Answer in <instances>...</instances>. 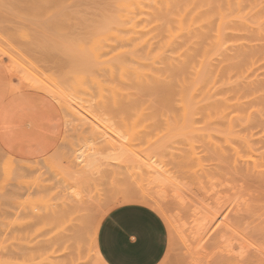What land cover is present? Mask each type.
Listing matches in <instances>:
<instances>
[{"label":"rangeland","instance_id":"374dc122","mask_svg":"<svg viewBox=\"0 0 264 264\" xmlns=\"http://www.w3.org/2000/svg\"><path fill=\"white\" fill-rule=\"evenodd\" d=\"M117 1L118 0H0V45L11 50L14 57H17L16 59L23 63L22 65L24 67L32 69L36 73L39 72V77L46 76L44 79L47 80L46 78H49L47 77L48 75L50 76L51 81L53 77L54 81L56 80L57 83L59 82L63 91L67 88V91L64 92H67L66 94L70 100L71 98L73 99L71 102L81 103V109L87 107V105L89 107V110L83 109L84 111H87L86 114H88L87 117L89 119L86 116L82 115L87 119L83 118L78 113L76 114L73 108H70V112L72 113H67L66 111L68 110L62 107L65 114V135L59 148L51 155L53 156L51 158L54 160L56 159L54 157H57L58 162L63 165L64 160L68 161L71 156L69 149L77 150L80 147H83L84 149L87 144H91L90 141L92 139L93 142L97 143L102 139L104 141V136L106 135L102 136V133L105 128L106 132L107 130L109 131L107 132V136L110 137L108 139L106 136L104 141L106 145L100 149V151L103 152L102 159L106 158L107 155H110V158L112 154H115V151L116 153L118 152L119 155L122 149L127 147V145L128 147L126 149L131 155H128L129 158L127 157L125 159V156L118 158V162H112V160L117 158L116 156V158L113 159L112 156V160L110 159L111 161L108 158V164L106 161L107 158L106 160L103 159L104 162L101 159L102 165H104L101 167V170L104 173L101 171L100 173L95 174L93 184L85 185L82 189L76 185L74 191L81 190L84 196L83 199H77L69 195L68 192L71 191L72 188L69 184L64 182L66 177H61L64 181L59 180L61 175H58L59 172H56L58 170H53V167L57 169V160L52 161L53 163L50 162V165L53 167L49 168L59 176H57L59 179L56 180V175L52 176L49 169L50 173L48 174L46 172V174L51 175L52 177H46V180L48 179L46 181L47 185H49L48 189L41 190V192L32 195L27 193L22 197L16 196L12 198L11 195H6V192H9L11 189L10 184L14 182L12 180V182L10 181L6 184V182L9 181L8 176L11 175L12 178L14 177L12 173H10V169L7 167V164L9 165L10 163V158L0 153V166L3 168L2 170H5L2 171L0 169V193L3 191V194L5 195V197L3 195L4 198L1 196L2 194L0 195V264H57L56 259H46V257L53 254L56 249V244L55 247L53 245L52 248L51 245L49 246L48 244H53L55 242V240H50L56 236L57 231H61L60 235H64V237L61 238V241L64 242L63 244L65 246L70 245V248L68 249L69 254L66 258L68 264H90L91 262L95 264L93 261H90L89 263L85 254L89 247V236L91 234L89 231H92L95 222L99 218H101L102 222L104 217L112 209L128 203H139L149 206L159 213L165 220L168 228V249L160 264H264V3L262 2L264 0H246V2L245 0H233L234 2L232 6H230L232 0H226L227 2H223V0H145L146 2L142 0H127L128 2L122 0L119 1V3ZM134 2L136 4H134ZM173 2H175L174 6ZM209 2L214 3V5H212L213 3L209 4L212 8L221 4L220 7L217 6V8L219 7L220 9H214L216 12H214V10L210 12L209 10H212V8L207 4ZM242 2H245V4ZM177 3L180 6L182 5V7L184 6L187 10L183 11L185 10L184 7H180ZM186 3H189L190 5ZM222 3L228 5L226 6V4H224L222 6ZM234 3L237 7H233L235 6ZM117 4L119 5V8ZM142 4L145 5L141 6ZM148 4L151 8H146ZM252 6L255 7L252 8ZM121 7H123V9ZM154 7L158 10L156 8L154 9ZM159 7H162L160 8L161 10ZM226 7H229V9ZM241 7L243 10H241ZM149 8L150 11H148ZM193 9H195V12ZM188 10L190 12L192 11V13H187ZM201 11L203 13H200ZM117 12H122L120 13L122 17L119 16L120 14ZM130 12L134 15L130 16L132 15ZM213 12L218 14V18L215 14V16L211 15ZM124 13H127V15L124 16ZM136 13H138L139 17H135ZM204 13L205 16L203 15ZM169 14L171 16L173 14L175 21H173V18H171ZM186 14L191 17H187ZM116 15L118 17H116ZM240 15H242L243 18ZM146 16L148 17L147 21ZM198 17H200V19H198ZM203 17H205V24L204 20V22L201 21ZM214 17L215 19H218V21H215L216 23L218 22L217 24L213 21L215 20ZM116 18L119 19V22L123 19L124 23H129L131 20L132 23H129L127 26V23L125 25L122 20V25L119 24L118 21L115 22L117 20ZM107 19L109 20L107 21ZM126 19L128 21H126ZM186 19L187 21L189 20V22H186ZM194 20L199 21V24ZM143 21L145 23H141ZM207 22L210 27L213 29L216 28V30L209 28ZM176 23H178L179 26ZM227 23L230 24L228 25ZM135 24L140 25L138 26ZM192 24H195V26ZM232 24L234 26H232ZM106 25H108L107 28ZM120 25L122 26L119 27ZM237 26L238 28H236ZM100 27H103L101 28V31H99ZM202 27L204 29H202ZM243 27L246 29H243ZM102 29H108L105 30L107 34L104 30L103 33ZM131 29L137 31H133V34H131ZM210 29L213 31L211 38L209 36L210 34L208 35V33L211 32ZM221 29H223V31ZM205 30L208 33H205ZM165 31H167L166 34ZM234 31L236 32L234 33ZM188 32L193 34L199 32L197 35L204 33L206 37L202 34V36L200 35L198 38L192 37L190 39L191 36ZM97 33H99V36H94L98 35ZM165 35H167V37ZM219 35H221V37ZM244 35L245 37H243ZM111 36L114 39H112ZM180 36L181 39H179ZM184 36L187 41L186 39L185 41H182ZM142 37H144V39ZM213 37L217 40L216 43H218V45L215 43L216 40ZM108 38L110 39L108 40ZM115 38L118 40L117 42ZM224 38L227 40L225 39V41ZM228 38L231 41H229ZM207 39L210 42H208ZM221 40H223L222 44ZM109 41H112L111 44ZM177 41L183 46L182 49L180 47L181 44H179V49H181V51L175 47L178 44ZM212 41V45L209 44ZM213 44L214 46L216 45V47L213 48ZM65 45H68L72 50L70 51L66 46L67 50H69L66 51ZM152 45H154L155 48H158L156 49L157 51H152L155 50ZM109 46L110 48L115 46L116 48H114L118 51H115L114 49V53L113 48H111L110 51ZM247 47H250L251 50ZM168 49H170V52L172 53H169ZM189 50H191L192 53L196 50L201 57L205 58L204 61L200 56V59L199 57H195L196 53L194 54V57L197 59H193L194 57H191L193 54L191 55ZM245 50L247 53L244 52ZM84 52H86V54H84ZM158 52L160 54L162 53V56L160 55L159 57ZM102 53L103 55H101ZM130 53H132V55ZM87 54H90V57L87 56ZM126 54L127 56L124 58ZM143 54L144 56H142ZM91 55L94 62L91 60ZM119 55H123L122 59H120L121 57ZM183 55L185 56V59L182 57ZM239 56H241V59ZM87 57L93 62L92 67L95 65L94 68L91 67L92 62L88 61L89 59ZM188 57H191L190 59L192 60ZM96 58H98V60H96ZM101 58L105 59L102 60ZM116 58L117 60H114ZM100 59L104 64L101 63ZM79 60H81V62ZM106 60H108L109 63ZM235 60L238 61L236 62ZM123 61H125L124 64ZM222 61H225L226 63H222ZM113 62L115 64H110ZM194 62L196 64H194ZM130 63H134V65L137 64V66L135 67L132 64L134 67H131L129 66ZM197 63H199L198 66ZM188 64H191L193 68L189 65V68L191 69L188 70L190 71L188 72L187 70V73L186 70L183 69V74L189 75L188 78L186 77L187 75L185 78L189 79L190 77L193 84L190 80L188 81L190 83L185 82L186 79L182 74L181 79H178L180 78V74L178 73L181 72H178L177 70H182V68L185 66L187 67ZM96 65L97 67H100L97 68ZM227 65L231 67L234 66L232 67L234 70H231L232 73L230 71V73L227 72L229 70V68L228 70L226 69V67H228ZM83 66H85V68ZM205 67L208 68L206 69ZM157 68H160V70H157ZM67 69L69 71L74 70V72L79 69L78 71L81 73L86 69L84 70L86 71L85 73L88 75L90 74V76L87 78L85 73V75H81L80 72H77V74L79 73V76L81 75L78 77L81 80L79 81L76 77V72V75L74 74L75 76L72 75V77L71 75H68L71 72ZM99 69H101L100 71L102 73H100ZM108 69L109 71L113 69L114 73L115 69L116 72L117 69H120L118 77L120 80H118L113 74L112 75L115 78H111L112 75L109 74ZM155 69L157 70L156 72ZM113 71L110 73H113ZM161 71L167 72L166 74L163 73L162 76ZM176 71L178 72V77H175V83L174 77L172 78V76L177 74L172 73H176ZM201 71H204V74H200ZM190 73L195 75H190ZM223 73H225L224 75H226V73L229 75L227 74L228 76H224L222 75ZM115 75L117 74L115 73ZM201 75L206 78H202ZM211 75H213V77ZM239 76L242 79L238 78ZM70 77H72L74 82L71 81L72 79H70ZM85 77L87 78V81L84 82ZM199 78L202 79L203 82ZM92 79L96 80V84L93 83L95 82L94 80L92 82ZM66 80L68 82H66ZM113 80L115 84L112 85ZM141 80L147 82V84H144L145 82L143 83ZM170 80L177 85L176 89L178 92H176V94L173 93V91V94L169 93L171 90L169 89V84L171 83ZM197 80H200V83H197ZM230 80L233 81L230 83ZM205 82L207 83L206 86L204 85ZM62 83H64V87ZM97 83H100L102 87ZM163 83L166 86V89L164 88L165 86ZM172 83L171 85L174 87V84ZM83 84L87 85L88 89H86ZM140 84H144L147 88H142ZM153 84L154 86L150 88ZM111 85L112 88L109 87ZM155 85L159 86V89L162 92L158 91L157 87L156 90L154 88ZM138 86H140V89ZM178 86H180V88H178ZM113 87L117 90L115 96L113 95V90L115 91ZM160 87L164 88V90ZM70 88L72 89L69 90ZM78 90L81 92L76 93ZM139 90H144V94H139L141 96L144 95L143 98H139L141 97L139 95L134 96L135 94L140 93ZM199 90L201 91V95ZM38 91L42 92L40 89ZM71 91L72 93H70ZM73 91H75V93H73ZM134 91L135 94H133ZM182 91L184 96L183 94L181 96ZM92 92L96 94L95 97ZM68 93L70 95H68ZM78 93H80L81 96L78 95ZM160 93H162V96L159 95ZM166 93L167 95H170L168 97H170V100L172 99L171 101L166 97ZM145 94L147 99L145 98ZM86 95H92L94 99H92V96L89 98L90 96L87 97ZM74 96H77L76 99L79 98L78 100L80 101L81 99L83 102H77L78 100H75ZM159 96L162 97L165 102L162 101L163 103H161ZM163 96L166 99H164ZM174 96H177V98H174ZM133 97L135 99L138 97L136 99L137 102L140 100L148 103L145 104L143 102L142 104H145V106L141 107V104L138 102L140 104L138 109L141 110L137 111V105L136 102L133 101ZM127 98L131 104L127 102ZM148 98L150 99L148 100ZM88 99L91 100L89 101ZM116 99L118 105L121 106L122 103L124 106L125 104L124 107L122 106L117 111L116 109L120 106L115 107L117 105ZM175 99L177 100L175 101ZM156 100L161 103V105H164V107L162 106L161 108V105L156 102ZM166 100L169 102H166ZM173 100L175 102H172ZM84 101L86 102L85 105L87 104L86 106L82 105V103L84 104ZM100 102H102V104H99ZM155 103L159 104V106L157 105V107ZM111 104H115V106H111ZM91 105L93 110H96L95 112L92 111ZM128 105L132 106L131 108L133 109L130 108V113H128L130 116L124 114V111L129 107ZM121 109L124 111L122 110V112H120ZM146 109L149 110L147 111ZM157 109L159 110L158 113H156ZM161 109H163L162 111H165L166 115L161 112ZM186 109L188 110L187 115ZM98 111L99 114L100 112L103 114V119L100 116L101 114L99 116L97 115ZM127 111L128 110L125 112ZM73 112H75V114ZM118 113L120 114L117 115V119L121 117V121L123 120V123L119 122V126L117 125L120 119L117 120L114 118L115 121L113 119V114L116 115ZM70 114L72 115L70 116ZM160 114L163 115L161 116ZM126 118L128 120L124 121ZM129 120L130 122H128ZM121 123L123 125H121ZM110 125L113 127L115 126L119 131L118 129H114V134V130H112ZM116 131L118 133L120 132L124 137H118L119 135H117ZM234 131L235 133H233ZM115 136L118 137L119 141ZM109 140L111 141V144L115 142V145L117 146L118 142H120L119 149H116L117 147L115 148L114 144L112 146L109 143ZM103 141L100 142L101 144L99 143L100 146ZM121 143L124 144L121 145ZM94 144L93 146L89 145L90 148L95 147L96 150H98L100 146H94ZM107 144L109 145L107 146ZM105 146L111 151L113 150L112 147H114V153L111 152L112 154H109L110 151L108 150V154H105ZM102 148L104 150H102ZM128 148L130 150H128ZM157 152L158 154H156ZM244 154L245 158L243 157ZM251 154L253 156H251ZM251 157H253L254 160ZM148 158H150V160ZM46 160L40 159L39 161ZM147 160L150 162L155 161L154 165L159 168L162 166L169 171L168 173H165V177L167 178H165L166 180L162 185L155 186L150 191V194H158L154 195V197L151 196V198H143L141 196L142 191L146 190V188H144V185L146 186V181H144L145 175L141 169L136 167V163L138 164L140 161L144 163ZM124 162L130 163L127 164ZM118 163L122 167L119 166L121 168L124 167V169L118 168ZM163 168H160V170L163 171ZM115 170L117 171L115 172ZM109 171L112 173H108ZM2 172H5V175ZM6 173H8V176ZM55 173H53V175ZM70 180L77 182L76 177H71ZM6 185H9V187ZM1 186H4V189H2ZM5 187L7 190H5ZM6 199L9 200L10 204L7 203ZM65 201L69 204L61 206ZM8 204L12 208L9 207ZM57 210L60 215L62 214L64 216V219L61 222H58V217L56 216L53 217L54 222L51 221V216L46 215V223H43L38 217L40 214H51L55 211L57 212ZM215 213L225 217V220L219 219L218 221H215L214 226L211 227L212 230L208 231L209 237L207 234L202 235V232L199 233L197 231L200 228L199 225V228H195L197 229V233L192 231L195 230L192 229L196 227L194 226L195 224H199L201 221L206 222L204 221V217H206L207 220V216H212V214L214 215ZM200 218L201 221L198 222V219L200 220ZM195 220L197 223L194 222ZM220 224L222 226H219ZM24 225L28 227H25ZM207 225L209 226V220L203 228H208ZM201 229L200 231H203V229ZM221 235H225V240H223L224 237ZM47 240L50 242L48 243ZM78 244L80 246H78ZM40 245L41 248L38 251L34 250V246L37 247ZM27 247L30 250H28ZM47 247L48 249L45 250ZM39 252L43 259L39 257ZM241 252H243L242 257L240 256ZM41 260H44V263H42L43 261Z\"/></svg>","mask_w":264,"mask_h":264},{"label":"bare ground","instance_id":"6f19581e","mask_svg":"<svg viewBox=\"0 0 264 264\" xmlns=\"http://www.w3.org/2000/svg\"><path fill=\"white\" fill-rule=\"evenodd\" d=\"M119 1H122V0H118L117 2L119 3ZM127 1V0H126ZM128 1H130V0H128ZM127 1V2H128ZM134 1V0H133ZM137 1V0H136ZM141 1V0H140ZM142 1H145V0H142ZM147 1V0H146ZM145 1V2H146ZM195 1V0H194ZM206 1V0H205ZM207 1H211V0H207ZM216 1V0H215ZM257 1V0H256ZM259 1V0H258ZM260 1H262V0H260ZM223 2H227L226 0H223ZM230 2V1H229ZM232 3L230 4V6H232V4H233V0L231 1ZM245 2H246V0H245ZM245 2H242V3H244L245 4ZM249 2H251V1H249ZM263 3H264V1H262ZM174 4H173V6L175 5V2H173ZM210 3H213V2H209V3H207L208 5L210 4ZM134 4H136L135 2H134ZM146 4V3H145ZM145 4H142L141 6H144ZM150 4V3H149ZM149 4L147 5V7L146 8H148V7H150L149 6ZM178 4V3H177ZM185 4V3H184ZM186 4H189V3H186ZM224 4H226V3H222V6L224 5ZM118 5V4H117ZM153 5H154V3H153ZM166 5V4H165ZM179 5V4H178ZM190 5V4H189ZM212 5H214V3L212 4ZM220 5L221 4H219V5H217V6H219L220 7ZM228 4H226V6H227ZM234 5L235 6H233V7H237L236 6V4L234 3ZM252 5V4H251ZM132 6V5H131ZM157 6V5H156ZM159 6H160V4H159ZM180 6V5H179ZM192 6V5H191ZM196 6V5H195ZM194 6V7H195ZM210 7H211V5H209ZM217 6H214L213 8H212V10L210 9L209 11L210 12H212L214 9H220L219 7L217 8ZM241 6H243V5H241ZM247 6V5H246ZM158 7V6H157ZM180 7H182V5L180 6ZM184 7V6H183ZM182 7V8H183ZM203 7V6H202ZM216 7V8H215ZM250 7V6H249ZM255 7V6H254ZM253 6H252V8H254ZM118 8H119V5H118ZM122 9H123V7H121ZM120 8V9H121ZM134 8V7H133ZM151 8V7H150ZM150 8L148 9V11H150ZM156 7H154V9H155ZM160 8H162V7H159V9ZM170 8V7H169ZM188 8V7H187ZM192 8V7H191ZM226 8H228L229 9V7H226ZM242 8V7H241ZM252 8H250V9H252ZM138 9V8H137ZM137 9H135V10H137ZM153 9V10H154ZM157 9V8H156ZM166 9V8H165ZM184 9H185V7H184ZM203 9H204V7H203ZM234 9V8H233ZM247 9V8H246ZM158 10V9H157ZM161 10V9H160ZM163 10V9H162ZM168 10V9H167ZM172 10V9H171ZM182 10V9H181ZM187 9H185V10H183V11H186ZM189 10H190V8H189ZM188 10V12L187 13H189L190 11ZM192 10V9H191ZM194 10V12H195V9H193ZM231 10V9H230ZM241 10H243V8L241 9ZM119 11H121V10H119ZM152 11V10H151ZM166 11V10H165ZM199 11V10H198ZM229 11V10H228ZM139 12H140V10H139ZM167 12V11H166ZM169 12V11H168ZM214 12H216L215 10H214ZM210 13L212 16H217V18H218V14L217 13ZM236 12V11H235ZM244 12V11H243ZM117 13H119V12H117ZM120 13H122V12H120ZM119 13V14H120ZM131 14H132V12H130ZM190 13H192V11L190 12ZM200 13H203L202 11L200 12ZM248 13H251V12H248ZM125 14V13H124ZM142 14V13H141ZM171 14V13H170ZM169 14V15H170ZM197 14H199V13H197ZM196 14V15H197ZM215 14V15H214ZM127 15V13L124 15V16H126ZM134 14H132V15H130V16H133ZM136 16L135 17H139V15H138V13H136L135 14ZM138 15V16H137ZM193 15H194V13H193ZM192 15V16H193ZM204 16H205V13L203 14ZM210 15V16H211ZM220 15V14H219ZM242 15H244V14H242ZM242 15H240L242 18H243V16ZM247 15V14H246ZM119 16H121V14L119 15ZM147 16H148V14H147ZM146 16V17H147ZM186 16L188 17H191L190 15H188V14H186ZM185 16V17H186ZM253 16V15H252ZM116 17H118L117 15H116ZM122 17V16H121ZM142 17V16H141ZM170 17L171 18H173V14H172V16L170 15ZM195 17V16H194ZM201 17V16H200ZM200 17H198V19H200ZM125 18V17H124ZM144 18V17H143ZM202 18V17H201ZM117 19V18H116ZM115 19V20H116ZM133 19H135V18H133ZM188 19V18H187ZM187 19H186V22H189V20L187 21ZM196 19V18H195ZM205 19V17H203V19L201 20V21H203ZM207 19V18H206ZM209 19V18H208ZM214 19H215V17H214ZM109 19H107V21H108ZM123 20V19H122ZM121 20V21H122ZM136 20H137V18H136ZM135 20V21H136ZM144 20V19H143ZM148 20V17H147V19H146V21ZM210 20V19H209ZM248 20V19H247ZM252 20V19H251ZM112 21V20H111ZM118 21V23L119 24H122L123 25V23H124V20H123V23H121V21L119 22V19H117L115 22H117ZM126 21H128L127 19H126ZM173 21H175V19L173 18ZM195 22H199V21H196V20H194ZM205 21V20H204ZM203 21V22H204ZM214 21V23H216L215 21H218V19H215V20H213ZM253 21V20H252ZM115 22H114V24H115ZM133 22H134V20H133ZM110 23V22H109ZM118 23H116L117 25H119ZM127 23V22H126ZM126 23H124L125 25H126ZM130 24L132 23V20L129 22ZM129 23H127V26L129 25ZM141 23H145L144 21L143 22H141ZM140 23V24H141ZM206 23V21L204 22V24ZM208 23V22H207ZM218 23V22H217ZM216 23V24H217ZM257 23H259V22H257ZM140 24H135V25H140ZM174 24V23H173ZM177 25H178V23H176ZM199 24V23H198ZM228 25L230 24V23H227ZM234 24V23H233ZM232 24V26H234ZM254 24V23H253ZM256 24V23H255ZM260 24V23H259ZM122 25H120L119 27H121ZM124 25V26H125ZM133 25V24H132ZM141 25H143V24H141ZM192 25H194L195 26V24H192ZM208 25H209V23H208ZM214 25V24H213ZM212 25V26H213ZM238 25H239V23H238ZM107 26L108 25H106V28H107ZM126 26V27H127ZM134 26V25H133ZM144 26V25H143ZM146 26V25H145ZM147 26H148V24H147ZM171 26V25H170ZM179 26V25H178ZM202 26H204V25H202ZM215 26V25H214ZM225 26V25H224ZM101 28H103V27H100V29H99V31H101ZM140 28H141V26H140ZM139 28V29H140ZM147 28V27H146ZM175 28V27H174ZM209 28H212V27H210V25H209ZM222 28V27H221ZM234 28V27H233ZM236 28H238V26L236 27ZM245 27H243V29H244ZM262 28V27H261ZM135 29V28H134ZM176 29V28H175ZM178 29V28H177ZM202 29H204L203 27H202ZM213 29V28H212ZM232 29V28H231ZM246 29V28H245ZM248 29V28H247ZM103 30L105 31V30H108V29H102V32H103ZM172 30H174V29H172ZM213 30H216V28L215 29H213ZM222 31H223V29H221ZM226 30V29H225ZM237 30H239V29H237ZM250 30V29H249ZM249 30H246V31H249ZM111 31V30H110ZM126 31H128V30H126ZM130 31H132V33L131 34H133V31L135 32V31H137V30H130ZM178 31V30H177ZM184 31V30H183ZM198 31V30H197ZM210 31L211 32H207L206 30H205V33L207 32L208 33V35L210 36V38H211V35L213 34L212 32V30L210 29ZM246 31H245V33H246ZM106 32V31H105ZM166 32L167 31H165V34H166ZM169 32H170V30H169ZM168 32V33H169ZM174 32V31H173ZM196 32V31H195ZM202 32H203V30H202ZM236 31H234V33H235ZM239 32V31H238ZM237 32V33H238ZM100 33V32H99ZM99 33H97L98 35H94V36H99ZM104 33V32H103ZM189 33V32H188ZM199 33V32H198ZM198 33H189V35L191 36L190 37V39L193 37H196V38H198V36H202V34H204V33H202V34H200V35H197ZM226 33V32H225ZM106 34H107V32H106ZM137 34H138V32H137ZM137 34H136V36H137ZM170 34V33H169ZM193 34V35H192ZM221 34V33H220ZM142 35V34H141ZM205 35V34H204ZM222 35V34H221ZM221 35H219L220 37H221ZM166 37H167V35H165ZM182 36V35H181ZM181 36H180V38L179 39H181ZM215 36V35H214ZM246 36H247V34H246ZM105 37V36H104ZM112 37V36H111ZM147 37V36H146ZM205 37H206V35H205ZM216 37V36H215ZM243 37H245V35L243 36ZM94 38V37H93ZM101 38V37H100ZM106 38V37H105ZM125 38V37H124ZM143 39H144V37H142ZM183 38V37H182ZM214 38V37H213ZM217 38V37H216ZM92 39V38H91ZM102 39V38H101ZM110 38H108V40H109ZM112 39H114L113 37H112ZM150 39H153V38H150ZM168 39V38H167ZM185 39H186V37L184 36V39L182 40V41H185ZM215 39V38H214ZM223 39V38H222ZM226 38H224V40H225ZM229 39V38H228ZM103 40V39H102ZM115 40H116V38H115ZM165 40H166V38H165ZM189 40V39H188ZM196 40V39H195ZM208 40V39H207ZM216 40V39H215ZM227 40V39H226ZM225 40V41H226ZM103 41H105V40H103ZM113 41V40H112ZM111 41V42H112ZM118 40H116V42H117ZM121 41V40H120ZM124 41V40H123ZM179 41V40H178ZM177 41V45L175 46L176 48H182L183 49V46H182V44L180 43V42H178ZM181 41V42H182ZM186 41H187V39H186ZM214 41V40H213ZM213 41L211 42V43H209V44H211L212 45V43H213ZM219 41V40H218ZM222 41L223 40H221V44H222ZM224 41V42H225ZM229 41H231L230 39H229ZM247 41V40H246ZM110 42V41H109ZM111 42H110V44H111ZM176 42V41H175ZM196 42V41H195ZM208 42H210L209 40H208ZM217 42V40L215 41V43ZM233 42V41H232ZM231 42V43H232ZM235 42V41H234ZM248 42V41H247ZM94 43V42H93ZM119 43V42H118ZM148 43V42H147ZM167 43V42H166ZM228 43V42H227ZM251 43V42H250ZM97 44V43H96ZM103 44V43H102ZM106 44V43H105ZM113 44V43H112ZM114 44H116V43H114ZM179 44H181V46L179 47ZM217 45H218V43H216ZM225 45V44H224ZM66 46H67V48L68 49H70L69 48V46L68 45H65V48H66ZM96 46H98V45H96ZM112 46V45H111ZM144 46H146V45H144ZM149 46V45H148ZM152 46H154V45H152ZM178 46V47H177ZM247 46V45H246ZM10 47V46H9ZM107 47H108V44H107ZM115 47V46H114ZM114 47H111V48H113V52L115 53V51H118V50H116ZM158 47V46H157ZM163 47V46H162ZM165 47V46H164ZM171 47V46H170ZM174 47V46H173ZM214 47H216V45L214 46V44H213V48ZM223 47V46H222ZM235 47V46H234ZM233 47V48H234ZM67 48H66V51H69V50H67ZM93 48H94V46H93ZM96 48H98V47H96ZM102 48V47H101ZM111 48H110V46H109V49H110V51H111ZM154 48H155V46H154ZM153 48V49H154ZM176 48H174V49H176ZM185 48V47H184ZM198 48H200V47H198ZM248 48V47H247ZM247 48H246V50H247ZM107 49V48H106ZM114 49H115V51H114ZM118 49V48H117ZM156 49H158V48H155V50H152V51H157ZM185 49H187V48H185ZM192 49V48H191ZM217 49V48H216ZM220 49V48H219ZM218 49V50H219ZM227 49V48H226ZM248 49H250L251 50V48L249 47ZM254 49V48H253ZM72 49H70V51H71ZM95 50V49H94ZM167 50V49H166ZM169 51V53H172V52H170V49H168ZM199 50V49H198ZM203 50V49H202ZM222 50V49H221ZM229 50V49H228ZM246 50L244 51V52H246ZM249 50V51H250ZM82 51V50H81ZM108 51V50H107ZM110 51H109V54H110ZM179 51H181V49H179ZM185 51V50H184ZM184 51H183V53H184ZM188 51V50H187ZM192 51H193V49H192ZM195 52L194 53H192L191 52V50H189V52H191V57H194V54H195V57H199L200 55L198 54V52L196 51V50H194ZM253 51H255V50H253ZM87 52V51H86ZM86 52H84V54H86ZM92 52V51H91ZM97 52V51H96ZM129 52V51H128ZM176 52H177V50H176ZM214 52V51H213ZM66 53V52H65ZM99 53H100V51H99ZM104 53V52H103ZM103 53L101 54V55H103ZM108 53V52H107ZM159 53V52H158ZM240 53V52H239ZM247 53V52H246ZM83 54V55H84ZM109 54H107V55H109ZM113 54V53H112ZM111 54V55H112ZM131 55H132V53H130ZM162 54V53H161ZM160 53H159V57H160V55H161ZM188 54V53H187ZM213 54V53H212ZM216 54V53H215ZM214 54V55H215ZM70 55V54H69ZM90 54H87V56H89ZM93 55V54H92ZM92 55H91V60H92V58L94 57V55H93V57H92ZM99 55V54H98ZM129 55V54H128ZM164 55V54H163ZM173 55V54H172ZM198 55V56H197ZM224 55V54H223ZM85 56V55H84ZM120 56V55H119ZM122 56L123 55H121L120 57V59H122ZM127 56V54L124 56V58ZM130 56V55H129ZM141 56V55H140ZM140 56H138V57H140ZM142 56H144V54L142 55ZM148 56V55H147ZM146 56V57H147ZM162 56V55H161ZM174 56V55H173ZM173 56H172V58H173ZM185 56H186V54H185ZM184 55L182 56L183 58L185 57ZM220 56V55H219ZM243 56V55H242ZM244 56H246V55H244ZM90 57V56H89ZM108 57V56H107ZM116 57L118 58V56L116 55ZM190 57V58H191ZM193 58V59H197V58ZM201 57V56H200ZM200 57H199V59H200ZM237 57V56H236ZM0 58L1 59H3L6 63V65L8 66V68H9V70H10V72H11V75L13 76V79H14V88H34V89H40L42 92H44V93H46V94H48V95H50L59 105H60V107L62 108H65L66 110H68V111H66L67 113L69 112V113H72V112H70V108H73V110H75V112H76V114L78 113V114H80L81 116L83 115V116H86L87 117V115L88 114H86V112L87 111H84L83 109H85V110H89V107H88V105H87V107H85V108H83V109H81L80 108V106H81V103H73V102H71V101H73V99L71 98V100L69 99V97L67 96V92L65 93L64 91H67V88H66V90H62L61 89V87H60V85H59V82L57 83V81L55 82L54 81V78L52 77V81H51V78H50V76H48L47 74H45V75H47V77H49V78H46L47 80H45L44 78L46 77V76H38V75H40V74H38V73H36L35 71H33L32 69H29V68H26V67H24L22 64L23 63H21V62H19L15 57H14V54L12 53V51L11 50H9V49H6V48H4L3 46H1L0 45ZM79 58H80V56H79ZM82 58V57H81ZM88 58V57H87ZM99 58V57H98ZM98 58H96V60H98ZM114 58V57H113ZM117 58L116 59H114V60H117ZM167 58V57H166ZM189 58V57H188ZM188 58H187V60H188ZM189 58V59H190ZM203 57H201V59H202ZM239 58L241 59V56H239ZM19 59V58H18ZM77 59V58H76ZM75 59V60H76ZM89 59V58H88ZM102 60L103 59H105V58H101ZM100 59V60H101ZM119 59V58H118ZM143 59H144V57H143ZM168 59V58H167ZM185 59V58H184ZM204 59L205 58H203V61H204ZM236 59V58H235ZM90 59L88 60V61H91ZM95 60V59H94ZM99 60V61H100ZM102 60H101V63H102ZM111 60H112V58H111ZM111 60H109V61H111ZM113 60V61H114ZM128 60V59H127ZM141 60V59H140ZM145 61H146V59H144ZM149 60V59H148ZM183 60V59H182ZM190 60H192V59H190ZM227 60V59H226ZM71 61V60H70ZM80 62H81V60H79ZM86 61V60H85ZM93 61V60H92ZM91 61V62H92ZM107 62H108V60H106ZM129 61H130V59H129ZM185 61V60H184ZM197 61V60H196ZM236 62L238 61V60H235ZM72 62V61H71ZM94 62V61H93ZM93 62H92V64H91V67H92V65H93ZM160 62H161V60H160ZM177 62V61H176ZM226 63L225 61H222V63ZM233 62H234V60H233ZM250 62H251V60H250ZM249 62V63H250ZM75 63H76V61H75ZM109 63V62H108ZM119 63V62H118ZM125 63V61H123V64ZM221 63V62H220ZM242 63H243V61H242ZM245 63V62H244ZM78 64V63H77ZM81 64V63H80ZM89 64H90V62H89ZM99 64V63H98ZM102 64H104V63H102ZM110 64H115L114 62L113 63H110ZM117 64V63H116ZM123 64H121V65H123ZM134 65V63H130L129 64V66H131V67H136L137 66V64L136 65ZM161 64V63H160ZM162 64H163V62H162ZM192 64V63H191ZM191 64H188V66L186 67H184V68H182V70L181 69H179V70H177L178 72L180 71L181 73H178L177 71H176V73H172V74H180V78H178V79H181V77H182V75L184 76V78H185V76L187 75H184L183 73V69H185L186 70V72H187V70L188 69H191V68H189V65H190V67H192L193 68V66L191 65ZM194 64H196L195 62H194ZM218 64V63H217ZM158 65V64H157ZM168 65V64H167ZM179 65V64H178ZM199 65V63H197V66ZM212 65V64H211ZM230 65V64H229ZM229 65H227L228 67H226V69L228 70V68H229V70L227 71L228 73H230L231 72V70L233 69L232 67H234V66H229ZM232 65V64H231ZM249 65V64H248ZM41 66V65H40ZM114 66V65H113ZM116 66H118V65H116ZM125 66V65H124ZM162 66V65H161ZM164 66V65H163ZM169 66V65H168ZM167 66V67H168ZM172 66V65H171ZM176 66V65H175ZM196 66V65H195ZM207 66V65H206ZM213 66V65H212ZM247 66V65H246ZM246 66H244V67H246ZM72 67V66H71ZM84 68H85V66H83ZM94 67H95V65H94ZM94 67H92V68H94ZM96 67H97V65H96ZM100 67V66H99ZM99 67H97V68H99ZM140 67V66H139ZM165 67V66H164ZM182 67V66H181ZM225 67H223V68H225ZM105 68V67H104ZM113 68V67H112ZM114 68H115V66H114ZM138 68V67H137ZM206 69L208 68V67H205ZM211 68V67H210ZM249 68H251V67H249ZM248 68V69H249ZM80 69V68H79ZM78 69V70H79ZM83 69V68H82ZM81 69V70H82ZM101 69H103V68H101ZM101 69H99V71L101 70ZM144 69V68H143ZM147 69V68H146ZM166 69V68H165ZM165 69H164V71H165ZM168 69H169V67H168ZM167 69V70H168ZM172 69V68H171ZM171 69H170V71H171ZM241 69H243V68H241ZM68 70V69H67ZM78 70H76L75 72H76V74H77V72H80V71H78ZM84 70H86V69H84ZM82 71V73L80 72V74L82 75V74H84L86 71ZM119 70V71H118ZM142 70V69H141ZM157 70H160V68L158 69L157 68ZM156 69H155V72L157 71ZM209 70V69H208ZM224 70V69H223ZM223 70H221V71H223ZM234 70V69H233ZM236 70H239V69H236ZM65 71V70H64ZM69 71V70H68ZM98 71V70H97ZM103 72H105L104 70H102ZM108 71H109V69H108ZM108 71H107V74H108ZM113 71V69L111 70V71H109V74L110 75H114V76H116L117 77V79L118 80H120L118 77H119V74H120V69H117V72H116V69H115V73L118 75H115V73H114V71H113V73H110V72H112ZM139 71V70H138ZM163 71V70H162ZM161 71V73H162V76H163V73H165L166 74V72H162ZM190 70H188V72H189ZM211 71V70H210ZM214 71V70H213ZM216 71V70H215ZM230 71V72H229ZM65 72H67V71H65ZM69 72H71V73H73L74 72V70L72 71V70H70ZM75 72L73 73V74H71V73H69L68 75L70 76H72V75H74L75 74ZM96 72V71H95ZM169 72V71H168ZM187 72V73H188ZM194 72V71H193ZM202 72V73H201ZM200 72V74H204L203 72L204 71H201ZM225 72V71H224ZM100 73H102L101 71H100ZM151 73V72H150ZM160 73V74H161ZM221 73V72H220ZM228 73H226V75L228 74ZM232 73V72H231ZM244 73H246V72H244ZM37 74V75H36ZM75 74V75H76ZM86 74V75H85ZM84 75L88 78L89 76H90V74L88 75L87 73H85ZM131 74V73H130ZM170 74V73H169ZM169 74H167V75H169ZM178 74L177 75H175V76H172V78L174 77V80H175V77L177 76L178 77ZM182 74V75H181ZM192 73H190V75H191ZM205 74H206V72H205ZM208 74H209V72H208ZM225 73H223L222 75H224ZM42 75V74H41ZM63 75V74H62ZM74 75V76H75ZM80 75V76H81ZM83 75V76H84ZM88 75V76H87ZM105 75H106V73H105ZM112 75V77L111 78H115L114 76ZM166 75V76H167ZM193 75V74H192ZM195 75V74H194ZM193 75V76H194ZM226 75H224V76H226ZM229 75V74H228ZM227 75V76H228ZM65 76V75H64ZM79 76V73L76 75V77H77V79L79 80V81H81L78 77H80ZM188 76L189 75H187L186 77L188 78ZM212 77H213V75H211ZM210 76V77H211ZM66 77V76H65ZM73 77V76H72ZM72 77H70V79H72ZM85 77V80H84V82L85 81H87V78ZM127 77V76H126ZM130 77V76H129ZM170 77V76H169ZM201 77L203 78V77H205V76H202L201 75ZM200 77V78H201ZM242 77V76H241ZM243 77H244V75H243ZM43 78V79H42ZM62 78V77H61ZM69 78V77H68ZM84 78V77H83ZM102 78V77H101ZM149 78V77H148ZM171 78V77H170ZM193 78V77H192ZM197 78H198V76H197ZM196 78V79H197ZM199 78V79H200ZM206 78V77H205ZM221 78H222V76H221ZM226 78V77H225ZM238 78H240V76L238 77ZM56 79V78H55ZM60 79V78H59ZM63 79V78H62ZM65 79V78H64ZM90 79H91V77H90ZM128 79V78H127ZM132 79V78H131ZM144 79V78H143ZM157 79V78H156ZM186 79V78H185ZM195 79V80H196ZM240 79H242V78H240ZM69 80V79H68ZM75 80V79H74ZM93 80L94 79H92V82H93ZM111 80V79H110ZM117 80V81H118ZM129 80V79H128ZM158 80V79H157ZM168 80H169V78H168ZM173 80V79H172ZM172 80H170L171 81V83H172ZM187 80V81H186ZM185 80V82H188L189 80L192 82V84H193V81H192V79H190V77H189V79H186ZM200 80H202V79H200ZM200 80H197V83L199 82L200 83ZM207 80V79H206ZM208 80H209V78H208ZM58 81H61V80H58ZM65 81V80H64ZM71 81H73V79L71 80ZM95 82H93V83H95L96 84V80H94ZM134 81V80H133ZM142 81V80H141ZM148 81H150V80H148ZM205 81V80H204ZM225 81V80H224ZM227 81V80H226ZM231 81H233V80H230V83H231ZM63 82V81H62ZM66 82H68L67 80H66ZM69 82H70V80H69ZM74 82V81H73ZM72 82V83H73ZM77 82V81H76ZM91 82V83H92ZM99 82V81H98ZM101 82V81H100ZM121 82V81H120ZM124 82V81H123ZM143 82V81H142ZM145 82V81H144ZM143 82V83H144ZM175 83H176V80L174 81ZM202 82H203V80H202ZM201 82V83H202ZM89 83V82H88ZM90 83V84H91ZM126 83V82H125ZM141 83V82H140ZM148 83H150V82H148ZM159 83V82H158ZM171 83L169 84V89H171L170 91H169V93L171 94L172 93V91H173V93H175L176 94V92H178L177 91V89H176V87H177V85L176 84H174V83H172V84H174V87L171 85ZM188 83H190V82H188ZM188 83H186V84H188ZM217 83H218V81H217ZM227 83V82H226ZM229 83V84H230ZM89 84V85H90ZM97 84H100V83H97ZM101 84H102V82H101ZM100 84V85H101ZM113 84H115V82H114V80H113V83H112V85ZM128 84V83H127ZM144 84H147V82H145ZM144 84H140L141 86H142V88H147V86L145 87V85ZM151 84V83H150ZM149 84V85H150ZM155 84V83H154ZM154 84L152 85V86H150V88L151 87H153L154 86ZM206 82L204 83V85L206 86ZM228 84V83H227ZM62 85H63V87H64V83H62ZM61 85V86H62ZM67 85V84H66ZM76 85V84H75ZM74 85V86H75ZM83 85H85V84H83ZM112 85L111 86H109V87H111L112 88ZM119 85V84H118ZM120 85H121V83H120ZM126 85V84H125ZM161 85V84H160ZM163 85H164V83H163ZM163 85H161L162 87H164ZM171 85V86H170ZM182 85H183V83H182ZM79 86V85H78ZM128 86V85H127ZM134 86H136V85H134ZM144 86V87H143ZM69 87V86H68ZM72 87V86H71ZM86 89H88L87 88V85H85L84 86ZM97 87V86H96ZM101 87H102V85H101ZM140 86H138V88H139ZM158 88V91H160V92H162L160 89H159V86H157V85H155V89L157 90V88ZM162 87H160V88H162ZM189 87V86H188ZM191 87V86H190ZM81 88V87H80ZM114 89H115V91L113 90V95L115 96V93H117L116 91V88L115 87H113ZM124 88V87H123ZM127 88V87H126ZM165 89H166V86L164 87ZM164 88H162V90H164ZM173 88V89H172ZM178 88H180V86H178ZM202 88H203V86H202ZM72 88H70L69 90H71ZM75 89V88H74ZM140 89V88H139ZM175 89V90H174ZM184 89V88H183ZM191 89H193V88H191ZM91 90H94V89H91ZM90 90V91H91ZM96 90V89H95ZM98 90V89H97ZM125 90V89H124ZM129 90V89H128ZM154 90V89H153ZM156 90H155V92H156ZM201 90V89H200ZM199 90V92H200V95H201V91ZM133 91V90H132ZM140 91V90H139ZM144 91V90H143ZM143 91H140V93H138V94H135V91H134V93L133 94H135L134 96H137V95H139V94H141V93H143ZM157 91V92H158ZM69 92V91H68ZM77 92H81V91H76V93ZM86 92H89V91H86ZM99 92V91H98ZM112 92V91H111ZM121 92V91H120ZM138 92V91H137ZM70 93H72V91L70 92ZM73 93H75V91H73ZM100 93V92H99ZM132 93V92H131ZM172 93V94H173ZM180 93V92H179ZM185 93V92H184ZM92 94L94 95V97H95V95L96 94H94L93 92H92ZM144 94V93H143ZM165 94V93H164ZM163 94V95H164ZM174 94V95H175ZM182 94H183V91L181 92V96H182ZM68 95H70L69 93H68ZM78 95H80L81 96V94L80 93H78ZM132 95V94H131ZM160 96H162V93H160L159 94ZM177 95H180V94H177ZM207 95V94H206ZM83 96V95H82ZM87 96V95H86ZM90 96V97H89ZM89 96H87V97H89V98H91V96L92 95H89ZM139 96H141V95H139ZM138 96V97H139ZM159 96V98L161 99V103H163V102H165V100H163V98L162 97H160ZM165 96V95H164ZM163 96V97H164ZM168 96H170V95H167V93H166V97L169 99V101H171L170 100V97H168ZM180 96V97H181ZM183 96H184V94H183ZM191 96V95H190ZM85 97V96H84ZM86 97V98H87ZM97 97H98V95H97ZM137 97V98H138ZM144 97V95H142L141 97H139V98H143ZM177 98V96H174V98ZM179 97V96H178ZM74 98H75V100H78V99H76L77 98V96L75 97L74 96ZM82 98V97H81ZM136 98V99H137ZM145 98L147 99V96H146V94H145ZM144 98V99H145ZM152 98H154V97H152ZM186 98V97H185ZM184 98V99H185ZM203 98H204V96H203ZM92 99H94L93 98V96H92ZM133 99V101H135L136 102V105H137V109L139 108V105L141 104V107L142 106H145V104L146 103H148V102H144V101H138L137 102V100L133 97L132 98ZM146 99H145V101H146ZM150 98H148V100H149ZM155 99H158V98H155ZM160 99H159V102H160ZM164 99H166L165 97H164ZM167 99V100H168ZM178 99H180V98H178ZM189 99V98H188ZM83 100V99H82ZM89 100V99H88ZM91 100V99H90ZM89 100V101H90ZM127 100V102H129L128 101V98L126 99ZM125 100V101H126ZM131 100V99H130ZM166 100V102H169V101H167ZM177 99H175V101H176ZM183 100V99H182ZM190 100V99H189ZM193 100V99H192ZM202 100H204V99H202ZM97 101V100H96ZM100 101H103V100H100ZM105 101V100H104ZM115 101V100H114ZM119 101V100H118ZM121 101V100H120ZM132 101V100H131ZM153 101V100H152ZM152 101H150V102H152ZM155 101V100H154ZM163 101V102H162ZM174 100L172 101V102H175ZM191 101V100H190ZM77 102H83V101H81V99H80V101L78 100ZM93 102V101H92ZM95 102V101H94ZM145 103L144 105L142 104V103ZM156 102H158L157 100H156ZM158 102V103H159ZM172 102H170V103H172ZM179 102V101H178ZM85 101H84V104L82 103V105H84V106H86L85 105ZM108 103V102H107ZM111 103V102H110ZM115 103V102H114ZM121 103V102H120ZM161 103H159L160 105H161ZM192 103V102H191ZM99 104H102V102H100ZM116 106H115V104L114 105H112L111 104V106H115V107H117V106H120V105H118V103H117V99H116ZM129 104H131L130 102H129ZM159 104H156L155 103V105L157 106H159ZM181 104V103H180ZM189 104V103H188ZM108 105V104H107ZM154 105V104H153ZM166 105V104H165ZM169 105V104H168ZM193 105V104H192ZM123 105H122V103H121V106L118 108V109H116V111L117 110H119L121 107H122ZM124 106H125V104H124ZM123 106V107H124ZM129 107H127V109L126 110H128L127 112H125L123 109H121V111L120 112H122V110L124 111V114H127L128 116H130L128 113H130V108L132 107V106H130V105H128ZM151 106H152V104H151ZM157 106V107H158ZM162 106L164 107V105H161V108H162ZM83 107V106H82ZM96 107V106H95ZM103 107V106H102ZM148 107V106H147ZM157 107H155V108H157ZM170 107H171V105H170ZM186 107H187V105H186ZM91 108H92V105H91ZM100 108H101V106H100ZM113 108V107H112ZM146 108V107H145ZM149 108V107H148ZM188 108V107H187ZM193 108V107H192ZM191 108V109H192ZM102 109V108H101ZM132 109V108H131ZM164 109H166V108H164ZM194 109V108H193ZM192 109V110H193ZM72 110V109H71ZM72 110V111H73ZM110 110H111V108H110ZM133 110V109H132ZM141 109H138L137 111H140ZM147 111L149 110V109H146ZM163 109H161V112H163V114H165V111H162ZM191 110V111H192ZM92 111H96V110H93V108H92ZM91 111V112H92ZM102 111V110H101ZM145 111V110H144ZM158 109H157V111H156V113H158ZM75 112H73L74 114H75ZM90 112V113H91ZM133 112V111H132ZM88 113H89V111H88ZM148 113V112H147ZM166 113H168V112H166ZM187 113H188V110L186 109V115H187ZM195 113V112H194ZM100 114H101V112H100ZM99 114V111H98V116L100 115ZM120 113H118V114H113L114 115V117H113V119L115 118V119H117V115H119ZM122 114V113H121ZM135 114V113H134ZM140 114V113H139ZM162 114V115H163ZM190 114H191V112H190ZM68 115V114H67ZM72 114H70V116H71ZM94 115H95V113H94ZM102 115L103 114H101L100 116L102 117ZM123 115V114H122ZM127 115H124V116H127ZM161 115V114H160ZM161 115V116H162ZM166 115V114H165ZM164 115V116H165ZM194 115V114H193ZM69 116V115H68ZM82 116V117H83ZM116 116V117H115ZM121 116V115H120ZM135 116V115H134ZM183 116V115H182ZM191 116V115H190ZM86 117H83V118H86ZM119 117V116H118ZM131 117H132V115H131ZM145 117H146V115H145ZM188 117V116H187ZM192 117V116H191ZM252 117V116H251ZM88 118V117H87ZM86 118V119H87ZM96 118H97V116H96ZM104 117H102V119H103ZM121 117H119V119H120ZM128 118V117H127ZM124 119V121H126V120H128V119ZM193 118V117H192ZM89 119V118H88ZM101 119V120H102ZM115 119H114V121H115ZM119 119H117V120H119ZM188 119V118H187ZM187 119H186V121H187ZM97 120H98V118H97ZM99 120H100V118H99ZM104 121V120H103ZM123 121V120H122ZM121 121V119H120V121H118V125L117 126H119V122H122ZM188 121H189V119H188ZM249 121H250V119H249ZM100 122V121H99ZM128 122H130V120L128 121ZM131 122H133V121H131ZM102 123V122H101ZM123 123V122H122ZM121 123V125H123ZM125 123H127V122H125ZM111 124H114V123H111ZM138 124V123H137ZM233 124V123H232ZM98 125V124H97ZM100 125V124H99ZM127 125V124H126ZM125 125V126H126ZM130 125H132V124H130ZM234 125V124H233ZM111 127H112V130H114V129H118V128H116L115 126V128L112 126V125H110ZM235 126V125H234ZM234 126H233V128H234ZM120 127H122V126H120ZM97 128H99V127H97ZM139 128V127H138ZM105 130H106V128H105ZM104 130V131H105ZM103 131V133H106V134H103L102 133V136H104V135H108L107 134V132H109L108 130H107V132L105 131L104 132ZM118 131H119V129H118ZM145 131V130H144ZM116 133H117V135H119L118 137H120L121 136V138H122V136L123 135H121V133L119 132H117L116 131ZM144 133V132H143ZM233 133H235V131L233 132ZM232 133V134H233ZM114 134H115V130H114ZM230 134V133H229ZM113 135V134H112ZM143 135V134H142ZM234 135V134H233ZM106 136H104L105 138H106ZM228 136V135H227ZM230 136V135H229ZM108 137V139H109V137L110 136H107ZM116 137V139L118 140V137L117 136H115ZM124 137V136H123ZM242 137V136H241ZM99 138V137H98ZM101 138V137H100ZM105 138H104V141H105ZM113 138V137H112ZM138 138V137H137ZM125 139H126V137H125ZM232 139V138H231ZM235 139V138H234ZM99 140V139H98ZM98 140H96V141H98ZM114 140V139H113ZM124 140V139H123ZM165 140V139H164ZM171 140V139H170ZM169 140V141H170ZM101 141H103V139L102 140H100L99 141V143L101 142ZM103 141V143H102V145L100 146V144L99 143H97V142H93V139L90 141V143L91 144H89V145H92L93 146V144L94 143H97V144H94V146L95 145H98V146H100L99 147V149L98 150H96V148L94 147H92V148H90V146L87 144H85L86 145V147L83 149V147L81 148H78L77 150L76 149H74V150H72V149H69V151L71 152V156H70V158H69V160L68 161H65L64 160V164L63 165H61V163H59L58 162V159H57V157H54V158H56V159H54V160H57V162H56V164H57V169H55L52 165H50V162L51 163H53L52 161H54L53 160V158H51V157H53V156H47V157H45V158H42L43 160L45 159H47L46 161H39V160H34V161H26V160H19V159H17V158H15V157H13V156H11V155H9V154H6V153H4L1 149H0V153L2 154V155H4V156H7V157H9L10 158V163H9V165L7 164V167L10 169V173H12V175H13V177L14 178H12L11 177V175L10 176H8V173H6V175L11 179H9L8 177V182H6V184H8L10 181L12 182V180L14 181V182H12L11 184H10V187H11V189L9 190V192H6L7 194L6 195H8V196H10L11 195V197L13 198V197H22V196H25L27 193H30L31 195L32 194H36V193H39V192H41V190H44V189H48L49 188V185H47V180H46V177H49V178H51L52 176H55L56 177V180L57 179H59L58 177V175L60 174L61 176H60V179L59 180H63V179H61V177H66V180L64 181L65 183H67V184H69L70 185V187L72 188V190L71 191H69L68 193H69V195L71 196V197H73V198H77V199H83V194H82V191L81 190H78V191H74L75 189V187H76V185H78L79 187H80V189H82L85 185H90V184H93V181H94V176H95V174H97V173H100L102 170H101V167L102 166H104V165H102V162H101V159H102V155H103V152H101L100 151V149H101V147H103L104 145H106L105 144V142ZM111 141H112V139H111ZM110 140H109V143L111 142ZM119 141V140H118ZM168 141V142H169ZM172 141V140H171ZM170 141V142H171ZM231 141V140H230ZM229 141V142H230ZM240 141V140H239ZM107 142V141H106ZM117 142V141H116ZM126 142V141H125ZM245 142V141H244ZM93 143V144H92ZM119 143L120 142H118V146L117 145H115V142L113 143L114 145H115V148L116 149H119L118 147H120V145H119ZM167 143V142H166ZM233 143V142H232ZM111 144V143H110ZM113 144H111L112 146H113ZM124 144V143H123ZM122 143H121V145H123ZM127 144V143H126ZM160 144V143H159ZM243 144V143H242ZM109 144H107V146H108ZM154 145V144H153ZM166 145V144H165ZM171 145V144H170ZM97 146V147H98ZM136 146V145H135ZM134 146V147H135ZM163 146V145H162ZM169 146V145H168ZM246 146V145H245ZM125 147V146H124ZM127 147H128V145H127ZM127 147H125L124 149H122V151H121V149H120V154L118 155V152L116 153V151H115V149H114V147H112L113 148V150L111 151L110 149H107L106 148V146L104 147V149L102 148V150H104V152H105V154L107 153V152H109V154H112L111 152H113L114 153V151H115V154H112V156H113V159L114 158H116V156H117V158L116 159H114V160H112V156L109 158V156L110 155H104V156H106V158H107V160H106V158H103L104 160H106L107 161V164L109 163L108 162V158H109V160L111 159L112 160V162H114V161H117V159L118 158H122V157H124V159L125 158H127L128 157V155H130L129 153H128V151H127ZM254 147V146H253ZM252 147V148H253ZM130 148V147H129ZM128 148V150H130ZM158 149V148H157ZM245 149V148H244ZM243 149V150H244ZM256 149V148H255ZM107 150V151H106ZM109 150V151H108ZM161 151V150H160ZM251 151V150H250ZM249 151V152H250ZM256 151V150H255ZM258 151V150H257ZM162 152V151H161ZM248 152V151H247ZM137 153V152H136ZM155 153V152H154ZM67 154V153H66ZM108 154V153H107ZM140 154V153H139ZM156 154H158V152L156 153ZM155 154V155H156ZM161 154V153H160ZM114 155H115V157H114ZM162 155H163V153H162ZM239 155H240V153H239ZM248 155V154H247ZM131 156V155H130ZM153 156V155H152ZM173 156V155H172ZM248 156H250V155H248ZM251 156H253L252 154H251ZM244 158H245V154H244V156H243ZM260 157V156H259ZM129 158V157H128ZM251 158H253V157H251ZM2 159V158H1ZM102 159V160H103ZM149 160H150V158H148ZM152 159V158H151ZM187 159V158H186ZM260 159H261V157H260ZM7 160V159H6ZM9 160V159H8ZM104 160H103V162H104ZM110 160V161H111ZM119 160V159H118ZM149 160H147V161H145L144 163L143 162H138V164L136 163V167L137 168H139V169H141L142 170V172L144 173V175H145V180L144 181H146L145 182V184H146V186L144 185V188H146V190L144 191H142V197L143 198H145V197H148V198H151V196H153L154 197V195H158V194H150V191L155 187V186H161L162 185V183L166 180L165 178H167V177H165V173H168L169 171L168 170H166L165 168H163L162 166L160 167V168H163V171L162 170H160V168L159 167H157L156 165H154V162H150ZM253 160H254V158H253ZM256 160H257V158H256ZM255 160V161H256ZM105 161V162H106ZM118 162V161H117ZM123 162V161H122ZM134 162V161H133ZM137 162V161H136ZM194 162V161H193ZM259 162H260V160H259ZM6 163V162H5ZM116 163V162H115ZM121 163V162H120ZM124 163H130V162H124ZM0 164H1V160H0ZM106 164V165H107ZM117 164V163H116ZM123 164V163H122ZM134 164H135V162H134ZM120 164L118 163V166H119ZM258 165V164H257ZM121 166V165H120ZM118 167V168H120V169H124V167L123 168H121V167ZM145 166V167H144ZM49 167H53V170H58V171H56V172H59L58 173V175L55 173V172H52L53 170L51 169V168H49ZM106 167H108V166H106ZM113 167H114V165H113ZM133 167V166H132ZM109 168H110V166H109ZM115 168V167H114ZM117 168V167H116ZM136 168V169H137ZM0 169L2 170L3 168L0 166ZM9 169H6V170H9ZM42 169H44V170H42ZM49 169H50V171H51V173H50V171H49ZM126 169V168H125ZM138 169V170H139ZM259 169V168H258ZM42 170V171H41ZM110 170V169H109ZM2 171H5V170H2ZM49 171V172H48ZM117 170H115V172H116ZM46 172L49 174H52V176L51 175H48V174H46ZM62 172V173H61ZM259 172V171H258ZM3 173V172H2ZM5 173V172H4ZM3 173V174H4ZM53 173H55L54 175H53ZM102 173H104L103 171H102ZM108 173H112V172H108ZM45 174H46V176H45ZM106 174V173H105ZM104 174V175H105ZM5 175V174H4ZM48 175V176H47ZM45 176V177H44ZM51 176V177H50ZM58 176V177H57ZM54 177V178H55ZM71 177H76V181L77 182H73V181H71L70 179H71ZM104 177V176H103ZM103 177H101V178H103ZM65 179V178H64ZM6 181V180H5ZM50 181V180H49ZM2 182V181H1ZM46 182V183H45ZM52 183V182H51ZM144 183V182H143ZM7 186V185H6ZM52 186V185H51ZM7 187H9V185L7 186ZM1 188L2 189H4V186L2 187L1 186ZM5 190H7V188L5 187ZM2 194V195H1ZM30 194H28V195H30ZM0 195L3 197V191H1V193H0ZM160 195V194H159ZM4 197H5V195H4ZM3 197V198H4ZM6 198H8V197H6ZM11 200V199H10ZM6 201H7V203H9V200L8 199H6ZM11 202V201H10ZM13 203V202H12ZM10 204V203H9ZM8 204V206L9 207H11L10 205ZM69 203H67L66 201L64 202V203H62V205L61 206H64V205H68ZM15 205V204H14ZM12 208V207H11ZM12 212V211H11ZM19 214V213H18ZM51 216L50 218H51V221H54L53 220V217L54 216H56V217H58V222H61L63 219H64V216L62 215H60L59 213H58V210H57V212L55 211V212H53V213H51V214H45V215H43V214H40V215H38V217H39V219L43 222V223H46L47 222V216ZM11 216V215H10ZM208 218H207V220H206V217H204L205 218V220L204 221H208L209 220V226H208V228L207 227H205V228H203V226L204 225H206V222H203V221H201V218H200V220L198 219V222L199 221H201L199 224L196 222V220L194 221V222H196L197 224H195L194 226H196V227H194V228H192V229H195V228H199V230H197V229H195V230H192V231H195L196 232V230L199 232V233H201L202 232V235H205V234H207V236L209 237V235H208V231H211L212 230V226H214V224H215V221H218L219 219H224L225 220V217H223L222 215H217V213H215L214 215L212 214V216L210 215V216H207ZM209 217H210V219H209ZM96 221V220H95ZM94 221V222H95ZM55 222V221H54ZM53 222V223H54ZM57 222V221H56ZM100 223H101V218H99L96 222H95V224H94V226H93V229H92V231L90 230L89 232H91V234H90V236H89V247H88V250H86L87 252L85 253L86 254V257H87V260H88V262L90 263V261H93L95 264H107L104 260H103V258H102V256H101V253H100V251H99V248H98V232H99V226H100ZM26 224H29V223H26ZM53 225V224H52ZM56 225V224H55ZM198 225H199V227H198ZM25 226V225H24ZM219 226H222L221 224L219 225ZM219 226H218V228H219ZM25 227H28V226H25ZM201 227H202V229H203V231H200V229H201ZM208 230H207V229ZM22 229H25V228H22ZM201 229V230H202ZM207 230V231H206ZM12 231V230H11ZM10 231V232H11ZM51 232V231H50ZM63 232V231H62ZM56 233V232H55ZM60 233H61V231H57V233H56V236L54 237V238H51L52 240H50V241H54L55 240V242L53 243V244H48L50 241H48V245L50 246L51 245V248H52V246L54 245V247H55V244L58 246H56V249H55V251L53 252V254H51V255H48L47 257H46V259H48V260H52V258L53 259H56L57 260V264H68L67 263V257H68V254H69V252H68V249L70 248V245H64L63 243V241H61V238L62 237H64V235L63 234H61L60 235ZM197 233V232H196ZM195 234V233H194ZM209 234H211V233H209ZM206 236V237H207ZM221 236H225V235H221ZM202 237V236H201ZM207 237V238H208ZM8 238V237H7ZM225 238L226 237H224L223 238V240H225ZM5 240V239H4ZM201 240V239H200ZM204 240V239H203ZM206 240V239H205ZM86 241H88V240H86ZM202 243V242H201ZM88 245H86V246H88ZM78 246H80L79 244H78ZM77 246V247H78ZM33 247V246H32ZM32 247H30V248H32ZM53 247V248H54ZM28 248V247H27ZM27 248H26V250H27ZM34 248V250H39L40 248H41V245L40 246H37V247H33ZM75 248H76V246H75ZM79 248V247H78ZM48 249V247L45 249V250H47ZM28 250H30L29 248H28ZM33 250V249H32ZM53 250V249H52ZM51 250V251H52ZM1 251V250H0ZM3 251V250H2ZM50 251V250H49ZM38 253V252H37ZM36 254V253H35ZM39 254H40V252H39ZM38 255V254H37ZM240 256L242 257L243 256V252H241V254H240ZM37 257V256H36ZM40 258H42V256H41V254H40V256H39ZM226 257H228V256H226ZM34 258V257H33ZM231 258H232V256H231ZM43 259V258H42ZM41 261H43L42 263H44V260H41ZM92 263V262H91ZM90 263V264H91ZM46 264H48V263H46ZM93 264V263H92Z\"/></svg>","mask_w":264,"mask_h":264},{"label":"crops","instance_id":"0c3cea01","mask_svg":"<svg viewBox=\"0 0 264 264\" xmlns=\"http://www.w3.org/2000/svg\"><path fill=\"white\" fill-rule=\"evenodd\" d=\"M5 63L0 58V149L26 161L50 156L65 135L64 111L44 92L14 88ZM98 248L107 264H160L168 249L167 224L149 206L119 205L101 222Z\"/></svg>","mask_w":264,"mask_h":264},{"label":"snow or ice","instance_id":"6c2138e0","mask_svg":"<svg viewBox=\"0 0 264 264\" xmlns=\"http://www.w3.org/2000/svg\"><path fill=\"white\" fill-rule=\"evenodd\" d=\"M112 214L115 215L116 213L113 212ZM128 238H129V239H134L133 234H132L131 232H129Z\"/></svg>","mask_w":264,"mask_h":264}]
</instances>
